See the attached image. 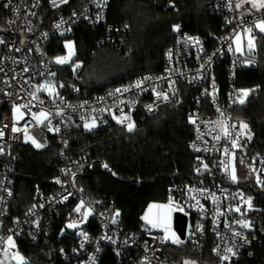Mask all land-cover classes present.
I'll return each mask as SVG.
<instances>
[{"label":"built area","instance_id":"1","mask_svg":"<svg viewBox=\"0 0 264 264\" xmlns=\"http://www.w3.org/2000/svg\"><path fill=\"white\" fill-rule=\"evenodd\" d=\"M70 1L0 0V102L4 106L0 115V264H15L16 239L25 236L32 243L38 242L41 222L56 207L68 203H74L67 223L76 225L72 229L75 239L59 245L58 261L40 264H98L106 249L122 264H183L168 256L166 250L184 244L198 252L210 245V261L193 260L190 264H246L245 258H253L251 249L260 245L261 236L251 215L258 206L239 180L240 151L247 147L248 134L233 118L232 108L251 92L238 86L236 77L244 62L255 55V47L246 50L245 37H255V21L264 19V7L241 15L238 0H208L209 11L222 19L224 34L207 38L175 25L173 42L162 52L158 73H145L92 97L80 98L83 63L74 46L76 28L82 25L98 30L96 46L121 51L130 27L107 20L112 0H83L76 9L58 12L48 22L40 14L43 6L59 11ZM172 4L170 0L157 2L162 9ZM247 28H252L251 34L244 31ZM238 33L244 37L243 52L234 47ZM51 39L62 40L61 50L54 54L48 52L55 48L48 46ZM67 42L74 46L71 54L66 53ZM57 58L66 59L59 63ZM218 75L226 79L224 88ZM184 103L192 132L187 146L193 173L199 178L171 183L164 199L172 214L186 217L182 240L175 231L183 242L180 245L168 242L158 224L144 221L135 231H125L117 211L85 199L74 176L88 156H70L66 128L72 123L83 132L111 126L128 129L135 126L138 117L152 114L162 105L180 107ZM41 112L47 119L39 115ZM33 139L44 146L37 148ZM52 142L58 147L60 160V173L52 178L58 189L48 193L38 190L22 217L9 221L11 174L19 157L15 147L26 145L41 152ZM245 160L253 175L250 182L264 190V156L248 154Z\"/></svg>","mask_w":264,"mask_h":264},{"label":"trees","instance_id":"2","mask_svg":"<svg viewBox=\"0 0 264 264\" xmlns=\"http://www.w3.org/2000/svg\"><path fill=\"white\" fill-rule=\"evenodd\" d=\"M83 0H71L59 11L46 6L40 14L47 22L58 12L76 9ZM159 0H112L107 13L110 23H127L130 27L121 51L109 46H96L98 30L78 26L74 34V46L78 59L83 63L79 81L80 98L112 89L145 73H158L162 52L173 42V28L180 25L188 33L209 38L222 35V19L209 11L208 0H170L172 6L162 9ZM49 54L61 50L62 40L51 39ZM125 53V55H123ZM248 58L238 71L236 84L250 88L243 103L232 108L238 124L247 125L248 144L240 151L239 168L246 163L248 154L264 156V34L255 31V55ZM250 59V60H249ZM221 88L226 85L223 75H218ZM222 90V89H221ZM187 103L183 106L162 105L152 114L136 119L132 131L111 126L93 132H83L77 125L66 128L69 154L72 158L88 156L87 163L75 171V185L82 190L87 201L117 211L121 227L128 232L144 222L154 202L165 199L168 186L173 182L195 180L192 155L187 142L191 127L186 116ZM4 106L0 102V115ZM141 112L139 111V114ZM18 160L14 165L10 219L22 217L33 202L35 193L58 189L52 178L59 175L58 147L52 142L45 150L36 152L26 145L14 149ZM107 167H104V165ZM2 161L0 160V172ZM252 195L256 206L251 215L256 218L261 243L254 246L253 258H245L246 264H264V190L255 187L250 180L240 184ZM74 203L59 205L42 222V236L32 243L25 236L17 241L18 254L15 264H40L57 259L59 245L74 241V231L67 228L68 217ZM166 254L174 260L189 264L195 260H211L210 245L201 252L188 244L167 248ZM60 263V262H59ZM98 264H122L106 249Z\"/></svg>","mask_w":264,"mask_h":264},{"label":"rangeland","instance_id":"3","mask_svg":"<svg viewBox=\"0 0 264 264\" xmlns=\"http://www.w3.org/2000/svg\"><path fill=\"white\" fill-rule=\"evenodd\" d=\"M256 4V6L254 7L253 4ZM260 3L261 0H238V5H240L239 11L241 13H247L250 12L252 9L254 8H260ZM260 21H264V19H258L255 21V30L256 32H260L259 29L256 27V25L260 22ZM264 34V33H263ZM246 41H247V46H246V50L248 51V39L249 37H245ZM70 45V46H69ZM235 49L238 50V44H237V38L235 39V45H234ZM74 50V46L72 43L67 42L66 43V53L67 54H71ZM252 58V57H249ZM250 60V59H249ZM250 61H245L244 64L248 65L250 64ZM17 115H19V112L16 113ZM243 163L240 162L239 164ZM240 173H239V180L240 183H244L248 180H252L253 179V175L251 170L249 169V167L246 165V163H244V165H242V167L239 168ZM251 200H249L248 202H250ZM154 205L158 206V207H154L153 209H151L148 214L151 216L152 221L150 224H158L160 225L163 230L165 231V239L168 242H171L172 240L176 239L177 234L175 232V230L173 229L172 226V211L170 209V207L167 205V203L165 201H161V202H154ZM160 206H167V207H160ZM70 223H67V228L72 230L73 227H68Z\"/></svg>","mask_w":264,"mask_h":264},{"label":"snow or ice","instance_id":"4","mask_svg":"<svg viewBox=\"0 0 264 264\" xmlns=\"http://www.w3.org/2000/svg\"><path fill=\"white\" fill-rule=\"evenodd\" d=\"M63 2H64V3H67V0H63ZM239 6H240V5H237V7H239ZM253 6L255 7L256 4L254 3ZM260 7H264V0H261ZM58 27H59V25H58ZM256 27L259 29V31H260L261 33H264V21H260V22L256 25ZM177 28H178V26H177ZM244 31L247 32V33H249V34H251V32H252V28H247V29H245ZM0 42H2V41H0ZM240 43H241L240 36L237 35L238 50H239V45H240ZM69 46H70V45H69ZM254 47H255V37H252V36L250 35V36H249V39H248V48H249V50L251 51L252 49H254ZM65 59H66V58H57V62H59V63H63ZM137 87H139V84H137ZM117 91H119V89H118ZM247 94H248L247 91H244V95L247 96ZM240 102L243 103L244 101L241 100ZM148 107L151 108V106H148ZM39 115H40L41 117H44L45 119H47V115H46L45 113L41 112ZM85 126L87 127V125H85ZM94 126H95V124H93V127H94ZM242 127L246 128L247 125H242ZM132 128H133V126H132V125H129L128 130H129V131H132ZM14 130H15V129H14ZM49 130L51 131V129H49ZM58 130H59V129H57V131H58ZM2 134H3V133H0V135H2ZM32 143L35 144V146H36L37 148H40V147H43V146H44V145H42V144H40V143H37L35 139L32 140ZM104 167H107V165L105 164ZM205 167H207V166H205ZM232 179H233V181L236 180V176H235L234 173H233V175H232ZM152 207H158V206L153 205ZM160 207H167V206H160ZM76 211L79 212V211H80V208L77 207ZM237 211H239V209H237ZM86 215H87V214H86ZM117 215H119V213H117ZM145 219H147V217H145ZM149 222L151 223V221H149ZM75 226H76L75 224H69V225H68V227H70V228H71V227H75ZM244 226L247 227L248 224H247V223H244ZM9 240L11 241V237H9ZM172 242H173V243H177V244H178V243H181V241H180L178 238L174 239ZM227 251L231 252L232 249H227ZM224 259H227V257H224ZM185 264H189V262L185 261Z\"/></svg>","mask_w":264,"mask_h":264},{"label":"water","instance_id":"5","mask_svg":"<svg viewBox=\"0 0 264 264\" xmlns=\"http://www.w3.org/2000/svg\"><path fill=\"white\" fill-rule=\"evenodd\" d=\"M172 226L173 229L178 233L180 239L182 240L184 238L185 227H186L185 215L180 213L172 214ZM182 244L183 242L181 241L180 245Z\"/></svg>","mask_w":264,"mask_h":264},{"label":"crops","instance_id":"6","mask_svg":"<svg viewBox=\"0 0 264 264\" xmlns=\"http://www.w3.org/2000/svg\"><path fill=\"white\" fill-rule=\"evenodd\" d=\"M262 7H260L259 9L258 8H254V9H252L250 12H247V13H241L240 11H239V9H238V12H239V14H241V15H249V14H251V13H253L254 11H257V10H260ZM256 31V30H255ZM259 33H261V32H259ZM263 34V33H262ZM237 35H239L240 36V39H241V43H240V45H239V50H237L238 52H243L244 51V37L241 35V34H236L235 35V37H234V45H235V39L237 38ZM145 217H147V219H145ZM144 221L145 222H148V221H152V218H151V216L148 214V213H146L145 214V216H144ZM149 223V222H148Z\"/></svg>","mask_w":264,"mask_h":264}]
</instances>
